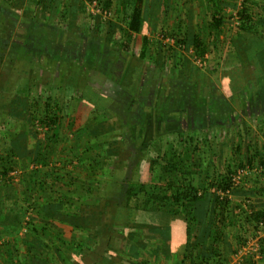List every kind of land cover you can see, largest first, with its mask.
Wrapping results in <instances>:
<instances>
[{
    "label": "rangeland",
    "instance_id": "rangeland-1",
    "mask_svg": "<svg viewBox=\"0 0 264 264\" xmlns=\"http://www.w3.org/2000/svg\"><path fill=\"white\" fill-rule=\"evenodd\" d=\"M0 1L4 2H2L3 6L8 5V7L16 2V0ZM219 1L223 5L220 14L223 24L218 31L211 30L209 27L214 11L212 0H163V6L157 12L152 11L156 6L154 2L149 4L146 10H143L141 6L143 18L144 14L148 21L155 17L160 24L158 29L149 28L143 32L146 39L149 36V40L153 41L155 40L153 38H159V34L171 37V34H174L178 28L182 36L186 37L184 49L178 48V45L175 47L166 45L161 40L150 42L157 52L163 53L165 60L164 67L166 68L159 76L160 81L167 84L170 89H174L176 103L179 101V104H184L183 106L190 105L187 109H190L195 116L205 115L207 125L206 132L202 135H184L179 139L154 140L153 144L142 138L122 137L125 132H129L130 124L120 122L119 118L114 116L117 114L115 112L110 115L103 110L98 112L95 109L97 107H89L85 100H81L82 92L75 90L74 84L82 86V83H78L76 79L77 76L78 78L85 77L82 74L86 64L80 56L76 55L78 52L79 54L84 51L87 53L88 37L79 42L76 50L66 48V51L74 53V58L70 61L60 60L55 55V50H50L53 53L49 58H45L42 55L44 49L48 46L52 49L55 44L41 42L38 38L32 40L33 35L30 36L29 32L44 31L41 37H45L49 34L47 30L53 28L37 25L23 26L22 23L15 25L14 21H7L3 14L4 19H2L0 15V34L8 42V50L0 67V179L12 176L9 173L7 177L2 175V164H5L11 173L15 172L14 175L20 180L24 177L31 179L36 172L44 170L42 174L51 167L63 171L61 172L63 175L70 176H76L78 170L81 174V181L79 182L78 175L77 181L81 187L92 184L97 187L94 190L93 186L90 196L86 197L87 200H83L82 207L86 206L84 202H90L92 206L101 207L104 215L109 213L115 215L118 206L115 207L116 209L111 206L117 204L111 203L109 206L106 198L115 197L117 192L124 194L122 189L125 188H121V180L131 177L137 183L143 180L147 182L150 161L162 159L170 149L176 153L175 156L179 162H184L192 171L186 178L196 188L201 185L202 173L207 172L210 178L216 179L224 175L229 167L235 174L238 169H241L239 166L241 161L246 162L248 158L254 157L253 168L248 164L245 165L246 170L240 184L232 187L233 193L229 196L235 200L236 204H241L245 208H250L251 205L254 208L259 205L262 207L264 204V170L259 161L264 159V72L258 78V89L253 90L248 87L233 96L228 95L226 89L230 87H226V83H229L232 77L229 73L236 71L235 58L237 55L247 54L246 51L252 46L246 45L240 30L244 22L239 12L244 8V0ZM102 2H107L109 5L107 7L113 10V19L115 18L116 23L110 24L113 19L106 23L96 20L95 25L91 26L93 20L90 19L85 9L86 28L84 30L88 32L90 40L99 38L102 40L101 45L107 48L118 46L119 49L120 41L126 37L124 31L126 21L136 2H131V6L126 10L122 5L124 0H102ZM246 7L252 17L250 25H253L254 32L258 37L263 36L264 38V0H250ZM26 20L24 22H27ZM98 23L100 26L96 28ZM138 34L131 35L127 51L142 52L143 43ZM197 36L204 44L203 54L197 50ZM24 38H27V41ZM169 47L174 53L173 61L172 58L166 61V50ZM257 58L263 63L264 51L259 52ZM242 66L241 68L245 71L252 73L256 71L253 62H245ZM83 89L88 96L97 100L94 103L98 107L106 109L112 105L109 99L91 93V87L84 86ZM95 95L98 97L96 98ZM123 104L122 99H119L118 106H123ZM52 114L58 117V125L54 129H50L45 122ZM106 118L112 121H107ZM122 119H124L123 116ZM195 126L198 127L199 124L196 123ZM195 126L190 122L187 124L191 133L195 132ZM15 131L18 132L20 146L24 145V152H20L12 161L8 154L14 151L8 149L10 148L8 143L11 140L8 143L7 141L13 137ZM27 137L30 139L31 148L45 146L46 149L52 151L51 162L44 169L42 165L33 162L34 154L31 156L30 154L34 152L27 148ZM222 142L224 145L221 144ZM236 147L240 148L239 153ZM97 162L100 163L98 167ZM204 167L207 169H203ZM48 179H50L49 185L43 188L45 190L48 187L51 188L50 192L55 197L62 195V192L65 194L70 188L67 186L68 177L63 182L61 180L53 182L51 177ZM37 183L41 185L40 181ZM161 194L170 196L172 190L164 189ZM69 197L75 199L70 195ZM139 199L142 204L147 202L143 194ZM80 206L81 203L77 202L73 207H65L64 212L75 214ZM152 206L150 203V207ZM158 206L163 208L161 209L163 213L172 210L173 207L179 209L171 203ZM99 207L98 210H100ZM98 213L95 212L90 219L88 218L89 220H86L89 222L87 223L89 228L102 226ZM158 213L152 215L149 212L138 211L135 215L136 219H147L156 217ZM87 236L85 234L84 238ZM250 242L254 243L247 245L248 253L256 254L258 237ZM128 244L129 242H126V245ZM121 264L135 263L130 259H124Z\"/></svg>",
    "mask_w": 264,
    "mask_h": 264
},
{
    "label": "crops",
    "instance_id": "crops-1",
    "mask_svg": "<svg viewBox=\"0 0 264 264\" xmlns=\"http://www.w3.org/2000/svg\"><path fill=\"white\" fill-rule=\"evenodd\" d=\"M2 2L0 1L1 18L3 14L7 21L12 20L15 25L22 23L21 25L23 26L37 25L53 28L52 30H47L49 34H46L45 37H41L42 33H45L44 31L29 32L30 36L33 35L32 40L38 38L41 42L55 44L52 49H49V46L45 47L44 54H42L45 58H49L51 53H53L50 50H55V55L60 60L70 61L74 58V53L71 54V52L66 51V48L76 50L79 47V42L88 37L89 48H87V53L86 51L81 54L78 52L76 55L77 57L80 56L86 64L82 74L85 77L78 78L77 76V79L75 77L78 83H82V86L74 84V88L82 92L81 100H85L89 107H96L94 102H97V100L92 96H88L86 91H83L84 86L91 87V93L99 94L112 102V105L108 106L106 113L110 115L115 112L117 114L114 116L119 118L120 122L130 124L129 132H125L122 137L126 139L142 138L153 144L154 140L179 139L184 135H202L206 132L205 115L195 116L190 109H187V107L190 108V105L183 106L184 104H179V101L176 103L174 89H170L167 84L159 79V76L164 72L162 70L166 68L164 67L166 64L163 53L157 52L151 42L154 43L160 39L155 37L153 38L155 40L152 41L147 36L148 46L145 57L141 58L142 52L133 53V50L118 49V46H116L117 48H107L105 45L100 44L102 40L99 38L90 40L88 32L84 30L86 28L84 18L86 0H16L14 4L11 3L10 7L8 5L3 6L4 2ZM152 2L156 3L152 11L157 12L163 6V0H139L138 4L140 7L142 6L143 10H146ZM149 9L151 10V8ZM25 20L27 22H24ZM143 20L144 28L138 34V37L142 39V43L146 39V35L143 34L146 29H158L160 27L155 17L148 21L144 14ZM115 21L114 18L110 24L113 25L116 23ZM154 21L156 22L154 23ZM24 39L27 41V38ZM58 52H61V54H58ZM168 58L169 55L166 56V59ZM119 99L124 102L123 106H118ZM109 111L111 112L109 113ZM122 116L124 119H122ZM106 120L112 121L107 118ZM189 122L194 126L196 123L199 124L198 127L195 126V132L193 133L187 127ZM17 133L15 131L13 137H10L7 143L11 140L8 143V147L10 146L8 149L19 154L24 152V145L20 146ZM29 142L30 139L27 137V148L32 151L35 147L31 148ZM221 144L224 145L223 142ZM203 169L207 168L204 167ZM76 172V176L78 175L80 179L78 180L81 181V174H79L78 170ZM14 174L15 172L10 173V176H12L8 178L9 182L6 185L2 183L5 187L0 190V264H62L63 260L60 257V252L67 255L68 249L66 246V248L63 247L64 245L57 237L68 241L71 235L76 234L78 237L80 230L72 231L71 226L57 220L59 216L55 213L47 210L44 212L30 210V205L35 201L32 197L38 195L41 198L36 202L39 201L41 208L46 205V192L41 190V188L46 186L38 184L34 188L37 184L36 181L33 182L30 178L25 177L20 180ZM142 182L146 181L143 180ZM76 184L80 185V183ZM32 186L34 189H32ZM76 187L73 185L71 188L69 194L71 197H75L77 193ZM89 194L87 196H90ZM81 196L83 197L82 202L87 200V196ZM236 201L239 202V200ZM260 208L263 209L264 204L262 207L261 205L256 207V209ZM43 209L45 210V208ZM81 212L79 213L78 211L77 214L81 215L84 220H89L98 211H93V209L91 210L90 207H87L86 210ZM64 214H67V212H64ZM163 216L168 224L159 230L136 229L133 232L123 226L117 227L118 230H122V235L124 234L122 237L124 239L121 238L120 242L116 244L121 262L124 259H130L135 264H189L182 252L174 253L172 251V220L175 219V215L166 213ZM180 216L183 217L184 215L180 214ZM206 216L207 218L204 221V216L200 211L196 210L193 213V217L197 218V222L196 226H192V229L198 231L196 235L203 242L199 249V258L209 253L220 251L223 257L227 259V264L239 263L246 256V254L238 255V252L240 253L244 248L236 239L239 221L237 222L236 220V224H232V226L227 228L221 235L220 240L216 241L214 239V230L211 229L213 214ZM43 218H48L49 222L52 223L51 231H45L46 227ZM99 218L104 219L105 217L100 214ZM236 219L239 218L236 217ZM87 223L89 222L86 221L83 224L87 225ZM105 227V223L102 221V226L90 227L88 230V234H86L88 236L85 238L87 245L85 246L90 252L86 254V264H93L95 261L92 257L93 254L111 257L105 235L101 232ZM129 233L135 234L137 243L126 245V234ZM201 237H204V239H201ZM70 250V253L73 254L71 255V262L73 264H83L84 262L79 259V249L70 247ZM74 250L77 251L75 255L73 253ZM196 253L197 251L194 252V257H196ZM229 260L231 262L228 263Z\"/></svg>",
    "mask_w": 264,
    "mask_h": 264
},
{
    "label": "trees",
    "instance_id": "trees-1",
    "mask_svg": "<svg viewBox=\"0 0 264 264\" xmlns=\"http://www.w3.org/2000/svg\"><path fill=\"white\" fill-rule=\"evenodd\" d=\"M99 1L100 3H104L102 5H104L105 7L109 6L107 2H102V0ZM133 1L136 2V5H134L131 9L128 20L126 21L124 30L126 37H123L122 42L119 44V49L123 50L128 49L131 41V35L140 33L144 28V18L142 9L138 4L139 0H124V2H122L123 8L125 10L129 8L131 6L130 3ZM249 1L250 0H244V8L241 12H239V15L244 22L240 28L241 35L244 38L243 40L247 43L246 45H251L252 47L248 51H246L247 54H240V56L237 55L235 58L237 61V65L235 67L236 71L229 73L232 74V77H230L231 80L228 81L229 83H226V87H230L229 89H226L229 96H233L234 94L239 93L248 87H251L253 90L258 89V78L264 72V61L263 63H261L259 58H257L258 53L264 51V38L263 36L258 37L254 32L255 30L253 25H250L252 17L249 14L248 8L246 7ZM212 5L214 6V11L212 14L211 22L209 23V27L211 30L218 31L223 24V18L220 15L223 5L219 0H212ZM99 26L100 24L98 23L96 25V28H98ZM178 29L174 34H171V37L177 38L178 45H185L187 39L185 36H182L181 32ZM196 38L197 50L199 53L203 54L205 52V50L203 49L204 44L202 43L200 37L197 36ZM147 46L148 40L144 39L141 58L145 57ZM7 47V40L0 34V67L4 62V58L8 50ZM166 53L167 55H169V58L166 60L168 61L172 58L173 61L174 53L171 51L170 47L168 48V50H166ZM245 62L255 63L256 71L252 73L250 71L243 70L241 66ZM229 74L228 76H230ZM97 97L98 96H96V98ZM96 107L98 108H96L98 112H102L101 110L106 111L108 109V107L104 109L102 107H98L97 105ZM57 119L58 117L55 114H52L48 116V118L46 119L47 121L45 122L48 124L50 129H54L58 125ZM236 150L239 153L240 148L236 147ZM32 152H34L31 153V155L34 154L33 162L37 163L40 166L42 165L41 167L43 169L48 163L51 162L52 151L46 149L45 146H36ZM18 155L19 154L15 152H11L10 154H8L9 159L11 160L15 159L14 157ZM175 155L176 153L172 149H170L169 152H166L164 154L162 159L151 160L149 165L150 172L147 182H133L131 177L121 180V188H125L122 189L124 194L121 195L120 192H117L115 197L106 198L109 206H111V203L117 204L115 206H111L114 209H116L115 207L118 206L115 215L111 213H109L108 215H104L102 213L101 207L92 206L90 202H84L86 206L84 208L82 207L83 202L81 200L83 197L81 195L87 196L91 191H93V186L94 190H96L97 187L95 185L92 184L81 187L80 185L76 184L78 176L63 175L61 173L63 171H58L54 169V167L49 168V170L45 169L46 172L42 174L41 172H43L44 170L36 172V175H33L31 180H33V182L40 181L41 186H48V181H50V179L48 178L50 177L53 182H57L59 180L63 182L67 179V177L69 179L67 180L69 181V183L67 184V186H70L69 190L66 191L65 194H63L62 192V195H58V197H55V195L51 194V188H46V191L45 188H42V190H44L43 192H46L45 197L47 198L46 205L43 206L45 210L41 208L42 206L41 204H39V201L36 202L41 198L39 195H35L36 197H32V199H35V201H33V203L29 207V209L32 211L44 212L47 210L48 212L50 211L52 213H55L57 216H59L57 220L61 221L63 224L71 226L73 229L72 231L80 230L78 237L73 233L74 235H71V238L68 241L57 237L59 240H61L62 244L64 245L63 247L66 246L68 249L67 255H65L63 252H60V257L63 260L62 264H73L71 262V255L73 254L70 253V247L79 249V259H81V261H83L84 263L87 258L86 254L90 252L89 249H87V247L85 246L87 245V241L84 237L85 234H88V230L90 229L86 224H83L86 222V220H84L81 215H78L77 213L72 214L67 212V214H64L65 207H73L77 202L81 203V206L78 209L79 213H82L81 211L86 210L87 207H90V209H93V211H97V208L99 207L100 210H98V212L101 214V216L103 214V216L105 217L104 219L100 218V220L104 221L106 226L104 230H101V232L105 235L107 246L109 248V254L111 257L91 254L95 259L93 264H121L118 255L119 250L117 249L116 244L120 242V239L124 234L122 235V230H118V228L123 226L124 228L129 229L133 232L136 229H146L149 231L159 230L161 229V227L168 224L163 216L166 213L175 215V219L172 220V251L174 253L182 252L185 256V259L188 260L189 264H227L226 258L223 257L220 251L212 252L207 254L206 256H203L202 258H199V249L203 245V242L195 234L197 233V231L194 232V229H192V226H196L197 222V218L193 217V213L196 210L200 211L203 214L204 221L207 218L206 215H210L211 213L213 214L211 229L214 230V239H216V241L220 240L221 235L227 228L232 226V224H236V220L237 222L239 221V230L236 239L239 241L241 246L246 245L250 238L259 237V232H264V208L256 209L252 205L250 206V208H245V206L241 204H236V202L229 196L231 195V193H233V186L231 181V176L234 172L233 170L228 167L226 173L216 179L210 178L207 172L202 173L201 185L196 188L189 182L188 178H186L192 173V171L187 168L188 166H186L184 162H179L177 156ZM103 161H105V159H103ZM254 162V157H250L246 162L241 161L239 166L241 168H244L245 165L248 164L252 167L254 166ZM259 163L262 167H264V159L260 160ZM99 165L100 163L97 162V167ZM1 167H3L2 175L4 177H7L8 173H11V170H9V168L5 164H2ZM94 171L97 170L94 169ZM8 178L10 177H7L5 179L1 178V183H4V185H6V183L9 182ZM113 180L116 179L113 178ZM1 183L0 190L4 189L5 187ZM37 185L38 183L34 186V188L37 187ZM73 185L75 187L78 186L75 189L77 190V193L75 194L76 202H74V198L71 199L69 197L70 190ZM34 188L32 186V189ZM99 189L100 188L98 187V190ZM164 189H171L172 194H170V196H163L161 193ZM260 189H262V187ZM141 194L145 195V201L147 200V202H145L144 204H142L139 199ZM150 203L153 205L152 207H150ZM170 203L172 205H175L176 207H179V209H174L173 207L172 210L169 209L170 211H166V213L161 212V209L163 208L159 207L158 205H169ZM138 211H144L146 213L149 212L150 214L152 213V215H155L154 213L158 212L161 213H158L159 215H156L158 217L154 216L153 218L148 217L147 219H136L135 214ZM180 214L184 216L181 217ZM236 217L239 219H236ZM43 222L46 227L45 231H51L50 229H52V223L49 222V219L43 218ZM116 224H119V226H116ZM56 230L58 229L56 228ZM126 235L127 242H137L135 239V234L129 233ZM201 239H204V237H201ZM257 245L259 246V258L256 257L257 255H255V253H248L239 263L235 264H264V237L258 238ZM196 251L197 255L196 257H194V252ZM76 252V250L73 251L74 255L76 254Z\"/></svg>",
    "mask_w": 264,
    "mask_h": 264
},
{
    "label": "built area",
    "instance_id": "built-area-1",
    "mask_svg": "<svg viewBox=\"0 0 264 264\" xmlns=\"http://www.w3.org/2000/svg\"><path fill=\"white\" fill-rule=\"evenodd\" d=\"M85 7H86L87 14L93 20L91 23V26L95 25V23L97 21H99L100 23L110 22L114 17L113 16V10L109 7H105L104 5H102L99 0H86ZM158 37H159L158 39H160L166 45H169L172 47H175L176 45H178L177 44V38H175V37L165 36L163 34H159ZM178 48L184 49L185 45L179 44ZM262 168L264 170V167H262ZM245 170H246L245 168L238 169L236 171V173L231 176L232 186H237L240 184V180L242 179V176L244 175ZM260 227H262V226H260ZM259 237H264V232H259ZM252 239L250 238V240L247 242L246 246H243L244 248L240 251L239 255L248 253L249 249H248L247 245L254 243V242L253 243L250 242ZM252 250H254V249H252ZM255 251H256L255 255H257L256 257L259 258V252H258L259 246L258 245L256 246Z\"/></svg>",
    "mask_w": 264,
    "mask_h": 264
}]
</instances>
